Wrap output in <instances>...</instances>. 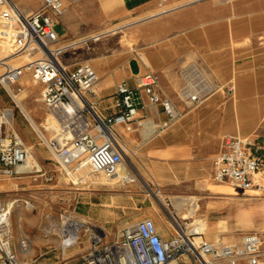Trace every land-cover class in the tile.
<instances>
[{
    "label": "rangeland",
    "instance_id": "1",
    "mask_svg": "<svg viewBox=\"0 0 264 264\" xmlns=\"http://www.w3.org/2000/svg\"><path fill=\"white\" fill-rule=\"evenodd\" d=\"M13 1L26 13L38 8L42 2V0ZM120 5L117 1H103L94 4L90 10L79 12L72 3L63 15V18L66 16L69 18V23H63L60 18L55 30L61 37L59 44L66 45L76 40L80 42L75 46H69L60 58L69 63L89 60L99 72L100 81L106 83L107 78L125 73L131 57L141 58V51L144 53L146 49L142 45L141 34L144 37L148 34L149 39L151 38L148 47L152 50L155 62L163 64L164 61H169L175 78H180L183 82L178 89H172V79H163V85L169 89L171 99L172 96L175 97L172 100L182 112L181 118L187 112L199 110L208 101V97L210 98L208 94L200 107H189L181 97V89L188 84L185 78L186 69L192 63H196L202 75L197 76L195 82L203 87L215 84L211 94H214L217 105L211 109L214 110V114L207 115L204 122L207 123L208 130L214 127L213 123L219 121L222 111L227 127L223 134L227 132L238 134L241 110L237 109L239 102L237 92L238 96L241 94L251 96L257 87L260 90L264 89V0H159L148 8L140 7L134 11H126L117 17H103L105 13L120 11L122 9ZM176 5L180 6L160 16L118 28L126 20ZM7 8L11 16L13 12L9 6ZM114 28L118 29L113 31ZM10 45L13 46L14 41H11ZM4 54L6 56L3 59L12 64L24 62L27 58V53L17 55L4 52ZM132 66L137 69L135 62ZM0 68L2 72L1 65ZM121 80L122 78L118 82ZM22 83L25 93L22 98L25 99V103L36 107L35 117L39 122H48V111L41 100L40 83L37 85L28 78L27 90L25 83L23 81ZM7 106L13 107L15 113V123L8 127H15L37 158V151L47 156L43 160L37 159L41 166L39 171L0 178V183L3 182V186L0 187V200L18 199L11 215L13 245L17 249L21 239L30 240L29 252L23 257L25 264H81L84 255L81 251L90 247L91 230L83 232L78 242L69 246L65 253L60 231L65 215L75 216L77 219L88 218L105 232L106 240L115 239L124 226L144 217L154 218L158 227L166 225L168 233L172 234L173 228L170 224L174 210L172 196L199 199L197 212L189 215V209L185 206L180 210L179 220L190 226L195 225L200 219H206L213 228L212 236L208 237L205 233V237L210 240H216L215 234H218L219 238L237 242L246 232L257 230L254 228L257 214L253 213L254 201L251 196L246 195L240 187L219 183L213 178L215 156L206 154L188 161L186 157L178 158L171 152L165 155L155 153L154 149L158 144L189 141L190 135L193 138L197 134L194 126L190 132L172 131V127L166 130L157 128L149 138L144 137L143 128L132 132L130 139L126 138L125 130L119 128L122 140L132 151L129 157L135 163L137 171L144 175L153 190L160 191L168 201V206L163 207L154 194H150L145 187L139 185L126 184L109 188L95 186L87 180L75 184L72 179L76 180L77 177L72 178L60 172L39 131L22 107L8 96L0 84V107ZM251 106V99H248V103H244L246 113L242 116L248 120L251 118ZM103 111L106 113L112 110ZM153 121L157 125L161 123V120ZM189 122L194 124L195 120L190 119ZM45 133L47 136L52 135V132L46 129ZM241 137L248 138L243 135ZM47 174H52L53 179L48 180ZM198 182L200 184L211 182L231 188L235 195L206 193V196H202L203 189L197 186ZM79 197L94 201L86 204L94 216H87L75 210ZM25 200L29 201V206ZM206 200L211 202V210L204 204ZM220 200L224 201L225 206L220 207ZM19 209L24 212L21 223L16 216ZM223 229L226 230L222 231ZM257 231L262 233L260 230Z\"/></svg>",
    "mask_w": 264,
    "mask_h": 264
},
{
    "label": "built area",
    "instance_id": "2",
    "mask_svg": "<svg viewBox=\"0 0 264 264\" xmlns=\"http://www.w3.org/2000/svg\"><path fill=\"white\" fill-rule=\"evenodd\" d=\"M7 1L0 0V9ZM76 1L42 0L38 8L28 13L17 7L12 15L17 32L14 54L39 51L41 55L18 66L6 63L0 84L20 106L18 98L24 90L25 73L29 72L40 83L41 100L57 123L51 136L41 137L60 172L71 177L76 170L86 167L91 172L111 176L127 163L119 126L130 132L145 126L146 117L140 116L142 93L150 104L162 106L165 118L158 124L160 130L171 127L182 112L161 91L160 76L153 70L138 74L135 86L123 78L114 93V111L105 115L99 111L95 97L100 75L95 66L87 59L69 63L60 58L69 46L59 44L61 37L55 25ZM183 90L186 97L183 100L189 107L200 106L208 96L203 88ZM8 111V107H0V178L22 173L18 167L31 152L15 127H8ZM12 118L15 121L14 109ZM263 160L248 139L227 132L215 158L213 178L244 191L264 192V176L260 174ZM47 179H53V175L47 174ZM83 180V176L72 179L75 184ZM17 200H0V264H20L19 249L30 246L28 238L21 239L17 249L12 242L10 216ZM25 202L30 205L29 201ZM178 220L171 217L173 232L164 236L154 218L144 217L124 226L112 240H106L105 232L95 224L81 264H176L182 256L187 264H264L261 232L248 231L237 242L223 238L210 240L192 224L187 229Z\"/></svg>",
    "mask_w": 264,
    "mask_h": 264
},
{
    "label": "crops",
    "instance_id": "3",
    "mask_svg": "<svg viewBox=\"0 0 264 264\" xmlns=\"http://www.w3.org/2000/svg\"><path fill=\"white\" fill-rule=\"evenodd\" d=\"M18 1H23V0H18ZM35 1H38V0H35ZM103 1H109V2L117 1L121 4L120 6L122 9H120V11L113 12V13L110 12L109 14L108 13L104 14L103 17L109 18V17H117L119 14L124 13L126 11H134L140 7L148 8L159 0H77L76 2H74V4H75L77 11L84 12V11L92 9L94 4L101 3ZM179 6L180 5L163 8V9H160L161 11L158 10V11L149 13L147 15H143V16L131 19V20H126L121 26L125 28L136 22H141V21L147 20L155 16H160ZM151 14H153L154 16L153 15L151 16ZM61 18H62L61 21H63V23H66V24L69 23V18L67 16L65 18H63L62 16ZM147 35H145L144 37L143 34H141L142 45L146 48L144 49L145 50L144 53H143V50L141 51V58L137 56L131 57L129 59L127 69L124 74H120V73L115 74L111 78H107L106 83L105 81L103 82L99 81L98 86L96 88L97 94L95 98L97 101L98 109L102 114L105 115V114H108L114 111V108L112 106L113 100H114V93L116 91V86L120 78L127 79V81L132 86H135L138 74L145 72L147 70H153L157 72L160 76V82H159L160 89L165 95L171 98L169 94V89L163 85V79L165 78L172 79L171 80L172 89H178L179 87H181L183 82L180 78H175L173 71L170 69V62L164 61L163 64H159V63H156L155 60L153 59L152 50L149 49L148 47L149 41H151L150 40L151 38L149 39ZM76 42L79 43L80 41L76 40L72 42L73 44L70 43L66 45L75 46L77 44ZM133 62H135L137 69L133 68L132 66ZM192 64H196V63H192ZM191 65L186 69V72H185V78H186V81L188 82L187 85H192L195 87L205 89L207 94H210V98L208 97V101L203 106H201L202 104L200 105L201 107L198 106L200 107L199 110L194 111V112H187L182 118L180 117L178 119L179 121L177 120L178 122L176 121L171 127H172V131L185 130L187 132H190L193 129L192 126H194L195 130L197 131V134H195L193 137L195 138V140L189 134L190 136L189 135L188 136L190 139L187 142L173 141L171 144H167V145L158 144L155 146L154 150H155V153H157L158 155L159 154L165 155L171 152L173 155L177 156L178 158L186 157L188 161L196 160L198 159L199 156L206 155V154L210 155L211 157L215 156L213 157L215 160L220 150L222 134L225 130H227V127L224 122L225 117H224V114L222 115V111H221L220 116H219V121L218 122L216 121L215 123H213L214 127L211 130L210 129L208 130L207 123H204V122L206 120L207 115L214 114V110H211V109L217 105V103H215L214 101L215 99L213 97L214 94H211L213 93V90L215 89V84L214 83L208 84V85H212L211 90H208L207 86L203 87L200 84L198 85V83L195 82V79L197 76L202 75V72L200 74L191 72L190 70ZM161 78H162V81H161ZM141 95H142L143 105H142V108L140 109V116H144L146 117V119L150 118L147 120H156V119L163 120L165 118V114L162 112V106L159 104H150L148 102L147 96L144 93H142ZM105 96H108V97L104 98ZM237 97L239 99V102L237 103L238 105L237 109L241 110L240 111L241 117H240V120L237 126V133L239 136L243 135V136L248 137V139H250V142L253 145L252 148L255 151V153L262 155L264 159V89L260 90L257 87V90H253L251 96H243L242 94L238 96V92H237ZM173 98L175 97L172 96V99ZM221 98L222 96L219 97V99ZM248 99H251V104H252L250 120H248V118L242 117L246 113V111H244V108H245L244 103L245 102L248 103ZM222 108L223 107L220 101V109ZM103 110H112V111L111 112L106 111V113H104ZM190 119H194L195 123L191 124L189 122ZM119 128L123 129V131L125 130L123 126H119ZM137 131H140V130H137ZM125 133L127 136L126 138L130 139L132 136V132L125 130ZM36 153L38 154V158L36 154L34 153L35 157L39 160L40 159L43 160L44 157H47L46 155L42 154L40 151H37ZM23 173H29V172H23ZM260 174L264 176V160H263V165L260 169ZM195 179H199V178L195 177ZM2 186H3V182L0 187ZM197 186L202 187L203 189L201 190L202 196H206L205 195L206 193L209 195L212 193L227 194V195H232V196L235 195L234 191H232L231 188L221 187L211 182H204L201 184L198 182ZM229 190H231V192H229ZM244 192L246 195L251 196L252 200L254 201L253 213L257 214V219H256V223L254 224V228L262 231V234L264 235V192H260L256 189H251V190H247ZM221 201L222 200L219 201L220 207L225 206L224 201L223 202ZM216 202L217 201H215V203ZM88 203H94V201L92 199L90 200L89 198H81V197L77 198V201L75 204V210L87 216H91V217L94 216V214L88 210V207L86 205ZM204 204L208 206V210H211L210 208L211 202L206 200ZM159 230L162 232L164 236L170 235L167 231L166 225H160ZM225 230L226 229H223L222 231H225ZM212 231H213L212 225L209 224L208 222V228L206 230L208 237L212 236ZM216 235L218 234H215V236ZM86 251L87 249L85 248V250H82L81 253L83 254ZM185 261H187V259L182 256L178 259L177 262L183 263Z\"/></svg>",
    "mask_w": 264,
    "mask_h": 264
},
{
    "label": "bare ground",
    "instance_id": "4",
    "mask_svg": "<svg viewBox=\"0 0 264 264\" xmlns=\"http://www.w3.org/2000/svg\"><path fill=\"white\" fill-rule=\"evenodd\" d=\"M7 6H9L11 11L13 12L12 15L15 13V11H17V7H18L13 0H8L7 3L2 7V9H0V65L3 67L2 72H0V79L3 77V73H4L6 63H9L3 59L4 56H6L4 54V52H7V54H14L15 46L14 45L11 46L10 43H11V41H15V38L17 35V32L14 29V22H15L14 17H12V15L9 16L10 12H9ZM152 15L153 14H151V16ZM121 27H123V26H120L118 28H121ZM118 28H114L113 31H116ZM34 55H35V57H33ZM40 55H41V52H39V51L36 52L35 54H28L27 53V58L24 62H20L18 64H12V63H9V64H11L13 66L22 65V64H24L30 60L37 58ZM0 69H2V68H0ZM190 70L193 73H201L198 65H196V64H193L191 66ZM28 78L31 79L37 85L39 84L36 80H34L31 77V74L29 72H27V73H25V75L22 78V81L25 83L26 90H27L26 81L28 80ZM185 87L189 91L199 89V87H195L192 85H187ZM183 89L181 90L180 94H181L182 99H185L186 97H185V93H184ZM207 89L211 90L212 85H208ZM24 94L25 93H22L18 98L20 107H22L23 111L30 118L31 122L33 123L35 128L39 131L41 136L42 137H48L47 134L45 133V129L47 131H50L53 133L54 129L57 127L56 121L51 117L50 112L47 110L48 111V122H45V121L39 122L35 117V111L36 110H34V109L36 107L28 106L25 103V99L22 98ZM8 110H9L8 111L9 113L7 114L6 123L8 125H10V124L13 125L15 123V121L12 118L13 107H8ZM146 121H147V119L145 120V126L143 127V128H145L144 129V137L149 138L155 133V131L158 128V125L153 120L147 121V124H146ZM121 141H122V144L127 151L128 156H127V163L125 165H123L118 170L117 173H115L114 175H111V176H106V175L100 174V173L97 175V174H93L89 170V168L85 167V168L76 170V172H74V174L71 177L76 178L77 176H83L84 180L89 181L90 184H94L95 186H107L109 188H113L116 186H124L126 184L139 185L141 187H145L150 194H154L158 200V203H160L163 207H167L168 201L165 199V197L163 196V194L160 191L153 190V188L150 186L149 182L144 177V175L141 174V172L137 171L135 163L129 157L130 154L132 153L130 147L122 139H121ZM40 167L41 166H40L37 158L35 157L34 152L31 151L27 161L24 164H21L18 167V170L21 169V170H19V172H22V173L23 172H34V171H39ZM1 184H2V182L0 183V186H1ZM171 202L174 205V210L172 211V217H175L177 220L179 219L180 210L182 208H184L185 206H186V208L189 209V215H194L197 212V210L199 209V203H198L197 197L192 198V197L172 196ZM15 204H16V202H15ZM188 205H189V207H187ZM14 207H15V205L13 206V209H14ZM186 215H188V214H186ZM16 216H17L18 222L21 223L23 220L24 212L21 209H19L16 212ZM178 221H179V224L182 225L184 228L189 227L188 223H183L180 220H178ZM10 223H11V216H10ZM93 225H95V223L86 217H83L82 219H77V218H75V216L65 215L63 217V223H61V226H60L61 227L60 228L61 235L63 237V239H61L62 240L61 244H62V247L64 249V252L66 253V250L70 245L78 242V240L82 236L83 232H86L87 230H92ZM193 228H195L198 231L206 233V230L208 228V222L206 219H200L199 221L196 222L195 225L193 224ZM219 237H220L219 235L215 236L216 239H219ZM29 249H30V246L27 249H19V263L20 264H25L23 257H25L27 255V253L29 252ZM32 250H30V251H32ZM33 252L34 251H32V253ZM174 263L175 262H173L172 264H174Z\"/></svg>",
    "mask_w": 264,
    "mask_h": 264
}]
</instances>
